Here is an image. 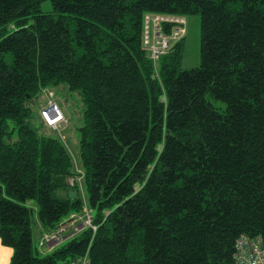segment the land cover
Returning a JSON list of instances; mask_svg holds the SVG:
<instances>
[{"label": "trees", "instance_id": "obj_1", "mask_svg": "<svg viewBox=\"0 0 264 264\" xmlns=\"http://www.w3.org/2000/svg\"><path fill=\"white\" fill-rule=\"evenodd\" d=\"M156 14L199 16V67L181 68L183 38L156 75L142 45ZM59 86L83 107L84 198L66 145L34 120ZM83 205L97 230L43 252L42 235ZM240 235L264 245V0H0L9 264H232Z\"/></svg>", "mask_w": 264, "mask_h": 264}, {"label": "built area", "instance_id": "obj_2", "mask_svg": "<svg viewBox=\"0 0 264 264\" xmlns=\"http://www.w3.org/2000/svg\"><path fill=\"white\" fill-rule=\"evenodd\" d=\"M165 25L170 26L168 32L165 31ZM185 34V17L160 14L144 16L142 45L153 65L158 63L161 57L167 55L172 46L184 38ZM46 94V105L40 109L41 120L47 128L58 129L65 120L64 113L56 104L54 95L50 91H46ZM83 212L82 222L76 226V230L89 228L95 232L97 226L93 223L92 211L84 207ZM77 217L78 214L71 213L67 218L61 220L54 230L44 233L39 241V248L47 253L67 240V237L64 236L67 229L66 223L75 221ZM70 264L88 263L85 257L80 261L73 260ZM232 264H264V245L261 238L240 235L234 244Z\"/></svg>", "mask_w": 264, "mask_h": 264}, {"label": "rangeland", "instance_id": "obj_3", "mask_svg": "<svg viewBox=\"0 0 264 264\" xmlns=\"http://www.w3.org/2000/svg\"><path fill=\"white\" fill-rule=\"evenodd\" d=\"M51 10V4L49 1H45L41 4V11L48 12ZM186 20V34L183 39V46H182V60H181V68L183 70H188L192 68L199 67L200 65V41H201V34H200V18L198 15H190L185 17ZM181 39V40H182ZM159 62V61H158ZM155 68V72L157 75L158 63L153 65ZM50 91L55 98L56 104L60 106L62 109L65 120L60 124L58 129H49L47 127L41 126L40 133H44L46 135H53L58 136L62 142L66 145L69 153L71 154L74 162V171L77 172L75 177H70L68 179V184L70 187L77 186L78 192L82 197L83 194V187L81 184L83 178V172L80 168L79 163V146L77 140V129L82 124V103L76 93L70 92L66 86H59L57 88H49ZM40 103L38 104L37 110L35 107V115L34 120L41 119L40 117V109H42L45 102H47L46 96L43 94L39 99ZM37 122V121H36ZM38 123V122H37ZM41 125V124H40ZM44 125V124H43ZM84 198V197H83ZM84 206V205H83ZM86 207V206H84ZM83 207V208H84ZM87 208H89L87 206ZM84 214H78V217L75 221H69L66 223V231L64 232V236L67 239L73 237L74 235L78 234L81 228L76 230V226L80 224L81 216ZM58 226V225H57ZM83 230V229H82ZM81 230V231H82ZM39 240V231L37 227L33 229V244L35 246L38 245Z\"/></svg>", "mask_w": 264, "mask_h": 264}, {"label": "crops", "instance_id": "obj_4", "mask_svg": "<svg viewBox=\"0 0 264 264\" xmlns=\"http://www.w3.org/2000/svg\"><path fill=\"white\" fill-rule=\"evenodd\" d=\"M12 256V249L2 245L0 240V264H9Z\"/></svg>", "mask_w": 264, "mask_h": 264}, {"label": "water", "instance_id": "obj_5", "mask_svg": "<svg viewBox=\"0 0 264 264\" xmlns=\"http://www.w3.org/2000/svg\"><path fill=\"white\" fill-rule=\"evenodd\" d=\"M69 197H70V198H74V197H75V193H74V192H70V193H69Z\"/></svg>", "mask_w": 264, "mask_h": 264}]
</instances>
